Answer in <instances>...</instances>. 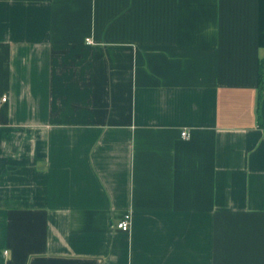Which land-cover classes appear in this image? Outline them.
Here are the masks:
<instances>
[{
  "label": "crops",
  "instance_id": "obj_1",
  "mask_svg": "<svg viewBox=\"0 0 264 264\" xmlns=\"http://www.w3.org/2000/svg\"><path fill=\"white\" fill-rule=\"evenodd\" d=\"M0 264H264V0H0Z\"/></svg>",
  "mask_w": 264,
  "mask_h": 264
},
{
  "label": "built area",
  "instance_id": "obj_2",
  "mask_svg": "<svg viewBox=\"0 0 264 264\" xmlns=\"http://www.w3.org/2000/svg\"><path fill=\"white\" fill-rule=\"evenodd\" d=\"M5 97H3L2 99H4ZM181 135H182V137H187L188 136V134H187V132L185 131V130H183V131H181ZM129 224H130V222H129V218H128V216L126 215L123 219H121L118 223H117V227L118 228H120V229H122V230H128V228H129Z\"/></svg>",
  "mask_w": 264,
  "mask_h": 264
},
{
  "label": "trees",
  "instance_id": "obj_3",
  "mask_svg": "<svg viewBox=\"0 0 264 264\" xmlns=\"http://www.w3.org/2000/svg\"><path fill=\"white\" fill-rule=\"evenodd\" d=\"M258 78H259V86L262 87V62L259 65Z\"/></svg>",
  "mask_w": 264,
  "mask_h": 264
}]
</instances>
